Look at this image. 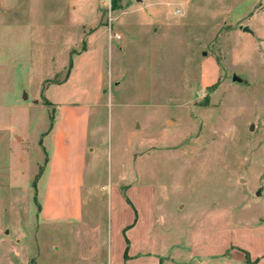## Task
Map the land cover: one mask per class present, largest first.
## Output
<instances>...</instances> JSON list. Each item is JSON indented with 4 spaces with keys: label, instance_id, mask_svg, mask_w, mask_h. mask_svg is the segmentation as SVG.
Wrapping results in <instances>:
<instances>
[{
    "label": "rangeland",
    "instance_id": "rangeland-1",
    "mask_svg": "<svg viewBox=\"0 0 264 264\" xmlns=\"http://www.w3.org/2000/svg\"><path fill=\"white\" fill-rule=\"evenodd\" d=\"M84 44L80 75L50 85ZM45 98L94 102L85 179L106 188L85 206L101 228L79 227L85 260L111 250L118 261L117 226L137 215L131 237L153 264H264V0H110V11L103 0H0V222L7 240L25 232L29 264L81 249L76 228L39 222L36 198L28 218L55 115ZM124 176L133 208L112 218L108 191Z\"/></svg>",
    "mask_w": 264,
    "mask_h": 264
},
{
    "label": "crops",
    "instance_id": "crops-1",
    "mask_svg": "<svg viewBox=\"0 0 264 264\" xmlns=\"http://www.w3.org/2000/svg\"><path fill=\"white\" fill-rule=\"evenodd\" d=\"M99 28L100 26L97 27V29ZM93 35L94 33L92 32L86 38L89 47ZM89 47L85 51L74 55L69 76L66 80H62L57 84L54 83V85L64 86L75 81L74 79L82 72V68L80 69L77 60L80 57L88 55ZM89 72L91 74L88 75L94 74L93 69L89 70ZM96 75L97 79H95L98 90L101 91V77L98 74ZM45 99L52 104L55 115L51 127L43 134L42 145L47 154V162L36 180V187L32 186L33 182L31 179L28 180L27 189H22L21 187L23 191L25 189L29 191V197L33 202L32 212L28 210V218L31 213L32 223L34 224L36 220V208L33 199L36 198L40 207L38 211L40 223L44 225L60 224L76 228L73 229V232L71 230L70 234L77 236L76 245H78V242L81 243L79 244L81 249L79 252L78 250L75 251V253L72 250L68 251L66 255L69 261L61 264H93L92 260H85L84 258L85 255L82 250L84 239L79 227L82 228L83 225L92 224L93 227L91 228H94V231L99 228L100 222L97 221L96 213L91 210L86 217L85 206L92 197L97 198L106 188L104 183H100L97 179H93L88 184L85 179L88 157H92L94 161L96 160V154L88 143L90 107L94 102L88 101L82 104L63 99L56 103L47 98ZM124 179L125 176L118 178L115 185L108 191L110 192L108 194V203L110 204L112 218L116 214L121 215L127 208L130 211L133 208L132 200H130L129 196L133 186L131 183L127 184L125 188H121L119 182L120 180L124 181ZM16 182L13 180L11 186L20 187L21 184ZM29 185L32 187L30 188ZM29 197L27 196V198ZM113 197H116L117 200ZM2 211V207H0V212ZM18 220L22 221L19 217ZM140 221L138 216L135 215L130 221L118 224L117 227L122 235L121 258L118 261H113L110 250L108 253L106 252L107 254L103 262H99L98 264H153L156 261L157 257L153 251L148 249L147 246H143L138 237H135L134 240L131 237V233H134L138 229ZM63 231L68 235V231ZM24 234L25 232L22 233L23 236ZM5 235H9V231L0 222V264H29L32 254L28 246L24 244L25 240L23 236L16 234L12 239L7 240L5 239ZM126 241L128 242V246ZM96 242L90 240V247H93L92 243L95 244ZM34 264H39L36 257Z\"/></svg>",
    "mask_w": 264,
    "mask_h": 264
},
{
    "label": "trees",
    "instance_id": "trees-1",
    "mask_svg": "<svg viewBox=\"0 0 264 264\" xmlns=\"http://www.w3.org/2000/svg\"><path fill=\"white\" fill-rule=\"evenodd\" d=\"M85 48H86V45L84 44L83 45V47H82V49H81V51H83V50H85ZM81 51H79V52H81ZM77 54V53H76ZM71 60L72 59H70V63H69V65H68V68H67V71H66V74H65V77H64V79H63V81L64 80H66L67 79V77L69 76V73H70V70H71V68H72V62H71ZM61 81H59V82H53L52 84H54V83H60ZM45 105L47 106V107H51L52 108V104L49 102V101H47V100H45ZM53 109V108H52ZM52 121H53V118H51V122H50V126H49V128L51 127V125H52ZM46 162H47V160L45 161V164H46ZM42 170H43V168L41 169V172H42ZM41 172H40V174H41ZM38 178H36V180H37ZM36 180H35V182H34V188L36 187ZM38 210H40V207H39V205H38ZM126 243H127V246H128V242L126 241ZM126 252H127V250H126ZM125 252V253H126Z\"/></svg>",
    "mask_w": 264,
    "mask_h": 264
},
{
    "label": "built area",
    "instance_id": "built-area-1",
    "mask_svg": "<svg viewBox=\"0 0 264 264\" xmlns=\"http://www.w3.org/2000/svg\"><path fill=\"white\" fill-rule=\"evenodd\" d=\"M105 6L108 8L110 11V0H103ZM109 39H112V34L110 33V25H109Z\"/></svg>",
    "mask_w": 264,
    "mask_h": 264
},
{
    "label": "water",
    "instance_id": "water-1",
    "mask_svg": "<svg viewBox=\"0 0 264 264\" xmlns=\"http://www.w3.org/2000/svg\"><path fill=\"white\" fill-rule=\"evenodd\" d=\"M233 80H237V78L234 76V77H233Z\"/></svg>",
    "mask_w": 264,
    "mask_h": 264
}]
</instances>
